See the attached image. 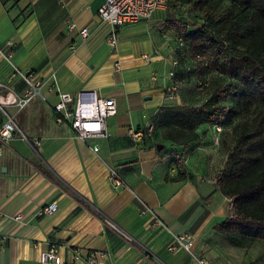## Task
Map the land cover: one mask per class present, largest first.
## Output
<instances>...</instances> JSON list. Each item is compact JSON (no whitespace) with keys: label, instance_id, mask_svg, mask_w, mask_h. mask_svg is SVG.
<instances>
[{"label":"crops","instance_id":"0c3cea01","mask_svg":"<svg viewBox=\"0 0 264 264\" xmlns=\"http://www.w3.org/2000/svg\"><path fill=\"white\" fill-rule=\"evenodd\" d=\"M102 1L0 0V47L6 56H0V81L22 93L25 84L11 77L13 67L38 72L47 83L54 73L61 92L94 89L113 97L117 108L107 119L108 137L88 142L55 120L56 92L47 87V100L35 97L21 109L8 108L26 138L15 134L0 151V264H56L39 260L51 245L57 247L60 264H86L74 262L73 248L105 251L100 264H197L187 251L167 248L183 232L194 234V252L209 264H235L214 229L234 215L233 198L222 194L216 182L227 152L217 166L215 124L199 125V138L187 148L157 133L158 109L172 105L164 94L167 73L177 64L171 58L173 42L149 27L161 10L121 27L112 47L106 41L109 27L97 13ZM71 22L86 25L89 36L81 40L75 29H68ZM191 100L182 91L176 104L193 105ZM148 121L153 124L149 137L130 136ZM34 139L40 141L39 151L31 144ZM90 143L99 150L94 152ZM176 157H182V174ZM110 167L127 187H111ZM201 180L214 186L207 196L199 192ZM141 201L164 227H150L151 212L140 214ZM51 202L57 209L43 213ZM107 219L129 238L111 229Z\"/></svg>","mask_w":264,"mask_h":264},{"label":"trees","instance_id":"16d2710c","mask_svg":"<svg viewBox=\"0 0 264 264\" xmlns=\"http://www.w3.org/2000/svg\"><path fill=\"white\" fill-rule=\"evenodd\" d=\"M180 1L202 10L205 21L188 30L171 18L169 27L181 33L193 55L204 59L199 71L233 81L216 85L199 105L161 106L157 126L165 140L184 147L199 138V125L220 123L226 111L241 117L232 127L233 143L216 181L221 193L233 198L234 215L214 229L231 244L247 247L264 241V0H229L220 14L222 0ZM178 173L183 172L178 168Z\"/></svg>","mask_w":264,"mask_h":264},{"label":"built area","instance_id":"2783aa9c","mask_svg":"<svg viewBox=\"0 0 264 264\" xmlns=\"http://www.w3.org/2000/svg\"><path fill=\"white\" fill-rule=\"evenodd\" d=\"M168 3L169 0H103L97 8V13L100 21L109 27L108 34L106 35L107 43L112 47H116L118 32L121 27L138 21L149 20L156 11L165 9ZM68 29H75L81 40H85L89 36V29L86 25L77 26L76 23L71 22L68 25ZM69 47L74 49L75 44H71ZM0 56L6 57L1 47ZM144 57L146 59L149 58L146 55ZM115 64L118 65V62ZM174 64H176V61ZM167 76L170 82L164 87V94L168 99H174L181 80L176 77L174 69L169 70ZM11 77H20L25 84V88L22 93H18L6 83L0 81V151L15 134L26 138L14 117L9 113L8 108L15 107L21 109L35 97L47 100L43 94L45 87L49 91L56 92L57 100L52 104L55 120L59 123L67 124L74 132L75 137L84 142L95 138L108 137L107 119L117 111L116 102L113 97L103 96L94 89H81L76 93L61 92L55 83L54 73L50 75L52 82L47 83V78L38 72H23L18 67H13ZM215 127L217 130H220L218 124H215ZM152 129L153 124L148 121L142 127L132 131L130 136L142 141L150 136ZM39 143L40 141L37 139L31 142L34 148H37ZM90 147L94 152L99 150V146L96 143H90ZM108 181L114 189L127 187L124 180L113 167L109 168ZM56 209L57 204L51 202L43 207L42 212L51 214ZM139 212L142 215L151 212L149 223L151 228L158 229L164 227L165 223L161 217L151 211V208L142 201ZM106 223L117 233L129 238V235L115 221L107 219ZM3 239V235L0 234V246ZM194 245V234L183 232L177 234L167 248L169 250L181 248L187 251L197 264H209L205 258L200 257L194 252ZM105 254L106 252L100 249L87 251H82L79 248L72 249L74 262L83 259L86 264H100ZM39 260L42 263L53 262L60 264L63 262L58 254L57 247L54 245L41 251Z\"/></svg>","mask_w":264,"mask_h":264},{"label":"rangeland","instance_id":"374dc122","mask_svg":"<svg viewBox=\"0 0 264 264\" xmlns=\"http://www.w3.org/2000/svg\"><path fill=\"white\" fill-rule=\"evenodd\" d=\"M229 0H222L216 14H220L227 10L230 6ZM171 18L178 19L182 23L186 24L188 30H192L195 27L202 25L205 21V13L202 10L193 8L189 3L182 2L180 0H170L167 7L161 11H158L150 19V29L159 36H166L169 41L173 42L174 48L172 49L173 55L171 58H176L177 64L174 67L176 77L181 80V84L177 89L176 97L171 99L173 105L187 106V104H176V98L180 92H185L186 95L192 96L191 103L193 105H199L209 97L212 89L218 84H228L233 80L224 77L216 72H202L199 71L198 65L204 62V59L200 56L193 55L188 45L182 40L181 33L175 29L169 27V20ZM173 61V60H172ZM179 64V65H178ZM224 103L228 104V101L224 100ZM241 117H232L229 112L226 111L221 118V122L218 123L220 130L216 127L213 128L217 131V138L214 139L215 145L219 149V159L217 166H220L223 161V155L227 152L228 146L232 145L233 139V125L238 122ZM162 128H157L158 135H162ZM183 147V146H182ZM186 144L184 148H187ZM39 151V148H36ZM181 156V155H180ZM177 166L182 167V157H176ZM48 171L50 175L56 178L55 174L47 167H43ZM43 169V170H44ZM226 246V254L230 261L235 264H264V241L256 240L247 247H239L231 244L225 238H222ZM229 247V248H228Z\"/></svg>","mask_w":264,"mask_h":264},{"label":"water","instance_id":"95a60500","mask_svg":"<svg viewBox=\"0 0 264 264\" xmlns=\"http://www.w3.org/2000/svg\"><path fill=\"white\" fill-rule=\"evenodd\" d=\"M213 189V184L206 180H201L199 184V192L202 196H207Z\"/></svg>","mask_w":264,"mask_h":264}]
</instances>
